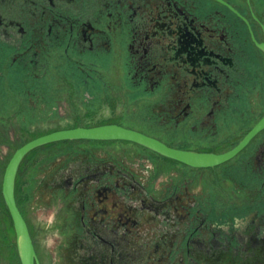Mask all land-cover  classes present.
I'll use <instances>...</instances> for the list:
<instances>
[{
	"label": "flooded vegetation",
	"instance_id": "flooded-vegetation-1",
	"mask_svg": "<svg viewBox=\"0 0 264 264\" xmlns=\"http://www.w3.org/2000/svg\"><path fill=\"white\" fill-rule=\"evenodd\" d=\"M57 84L108 105L76 126L242 145L197 166L128 140L47 144L21 178L54 207L53 264H264V0H0V108Z\"/></svg>",
	"mask_w": 264,
	"mask_h": 264
},
{
	"label": "rangeland",
	"instance_id": "rangeland-1",
	"mask_svg": "<svg viewBox=\"0 0 264 264\" xmlns=\"http://www.w3.org/2000/svg\"><path fill=\"white\" fill-rule=\"evenodd\" d=\"M67 90L68 88L64 85L58 86L57 84L55 92L52 93L53 99L50 98V103L46 99H44L46 101H43L40 98L41 102L33 110L34 112L28 110V108L22 110L16 99L5 98V100L7 99L6 105L2 109L0 108V185L3 170L9 157L18 146L32 137L31 134L33 136L41 135L54 129L72 127L78 124H99L108 121L109 109L107 103H87L81 90H77L71 94V97H67ZM24 97L20 104L29 107L30 103L24 104L26 96ZM85 112L88 114L87 117L84 116ZM74 141L81 142L82 140H73L72 142ZM65 142L67 141L54 142L55 147L53 149H59ZM92 142L102 143L101 141ZM50 144L52 145V143ZM48 150H50L49 147L44 145L30 151L22 164L21 177H25L30 168H33L30 159H37L45 155ZM39 177H36V179L32 177L29 182L26 179L25 191L29 199L22 204V207L25 210V219L32 229L31 234L33 235L34 246L40 263L53 264L55 258L53 250L59 238L57 232L49 226L53 219L54 207L45 206L44 201L36 198V196L33 200ZM2 223V215L0 214V229L3 227ZM0 264L18 263L10 257L6 249L0 246Z\"/></svg>",
	"mask_w": 264,
	"mask_h": 264
},
{
	"label": "water",
	"instance_id": "water-1",
	"mask_svg": "<svg viewBox=\"0 0 264 264\" xmlns=\"http://www.w3.org/2000/svg\"><path fill=\"white\" fill-rule=\"evenodd\" d=\"M65 140H128L146 146L167 157L197 166H208L224 161L233 156L242 145L241 143L233 150L222 154L186 152L169 148L150 136L114 123L60 128L27 140L18 146L9 157L1 180V194L12 220L20 264L41 263L27 222L15 199V179L19 165L33 149Z\"/></svg>",
	"mask_w": 264,
	"mask_h": 264
},
{
	"label": "trees",
	"instance_id": "trees-1",
	"mask_svg": "<svg viewBox=\"0 0 264 264\" xmlns=\"http://www.w3.org/2000/svg\"><path fill=\"white\" fill-rule=\"evenodd\" d=\"M54 130H56V129H54ZM51 131H53V130H51ZM48 132H50V131H48ZM38 135L33 136V134H31V136H32L31 138H34ZM26 156L24 157L23 162L26 160ZM23 162L20 164V167L18 169V175L15 179V199H16V203H17L22 215L25 218V210L22 207V204L25 201H27L29 198L27 196V192L25 191V189H26L25 185L27 182H26V180L23 181L21 179V176H22L21 171H22ZM0 214L2 215V220H3V223H2L3 227L0 229V246H1V248L6 249L7 253L10 255V257L14 258L17 261V263L20 264L18 254H17L16 244H15V233H14V229H13V224H12L10 214L8 212V209L4 203V200H3V197L1 194V185H0ZM30 233H31V230H30ZM31 236H32V234H31Z\"/></svg>",
	"mask_w": 264,
	"mask_h": 264
}]
</instances>
